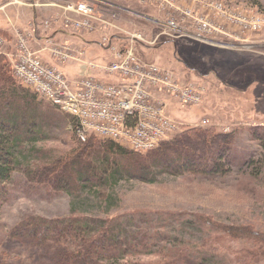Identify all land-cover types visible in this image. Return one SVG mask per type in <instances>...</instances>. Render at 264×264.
Segmentation results:
<instances>
[{"label": "rangeland", "instance_id": "1", "mask_svg": "<svg viewBox=\"0 0 264 264\" xmlns=\"http://www.w3.org/2000/svg\"><path fill=\"white\" fill-rule=\"evenodd\" d=\"M17 1L22 5L14 4L4 12L15 22L14 29L24 31L32 24L28 17L30 10H34L40 29L35 35L37 40L31 42V48L39 52L44 63L49 66L60 65L64 74L74 79L80 65L57 62L49 53L51 47L44 39L51 38L54 33L50 31L57 27L48 31L41 27L44 21L52 19L56 14L61 15L56 0H39L40 5L49 3V6L36 9L27 6L28 0ZM175 1L192 6L194 10L200 2ZM206 1L221 2L225 8L240 13L264 15V0ZM88 2L94 6L97 15L105 17L118 29L128 33L138 32L144 36L145 43L135 44L136 54L141 60L157 63L181 84H195L204 90L201 104L193 108L183 107L167 99L168 114L181 124L175 134L199 127L202 120H207L209 123L205 128L215 133L219 132V127L232 126L233 162L227 165V173L218 177L206 178L187 173L173 176L159 170L154 183L120 179L115 185L109 183L98 189L85 190L75 202L67 194L47 195L43 191L28 188L22 174L12 173L9 180L0 182V264H64L60 244L53 241L20 244L8 239L6 235L11 227L24 219L63 218L70 214L73 206L86 216L116 219L126 232L142 231L148 234L149 247H155H151V250L146 248L135 255L131 252L119 261L120 264L137 261L154 263L159 257L153 253V250L157 252V247L166 244L196 245L213 234L215 228L230 227L237 236L240 233L246 234L245 238H230L225 234L214 233L212 239L223 240L217 241L218 244H235L234 249L241 247L244 250L251 244H264L255 235L264 234V159H261L262 150L258 143L250 140L248 132L251 128H264V28L258 33L245 34L231 29L228 31L231 38L216 37L203 43L185 37L174 39L160 35L166 32L162 27L166 16L164 18V13H159L154 6L142 4L139 0ZM6 3L9 0H0V4ZM69 16L79 19L70 12ZM0 17L3 18L2 13ZM111 31L105 32L109 35ZM3 35L6 44L0 48V57L5 59L12 72L13 58L9 55L15 50L14 32L10 30ZM100 36L95 32L88 36L85 34L83 38L88 42L99 40ZM234 36L238 39L235 40ZM69 39L67 36H58L53 39V43H67L75 49L84 50L83 59L86 61L110 59L97 46L86 47L76 39ZM66 66H70L69 73L63 69ZM26 91L35 96L29 90ZM35 99L38 108L52 117V125L48 130L50 138L37 143L35 147L57 153L71 150L77 142L71 119L56 107L36 96ZM110 159L111 162H117L118 158L113 156ZM191 215L203 219L206 225H199ZM158 236H164L165 240ZM252 236L258 242H253ZM228 258L231 260L237 257L226 255L222 258L223 264L230 263Z\"/></svg>", "mask_w": 264, "mask_h": 264}, {"label": "trees", "instance_id": "2", "mask_svg": "<svg viewBox=\"0 0 264 264\" xmlns=\"http://www.w3.org/2000/svg\"><path fill=\"white\" fill-rule=\"evenodd\" d=\"M11 74L8 63L0 57V182L9 180L12 173H20L28 188L47 195L67 194L75 202L85 190L109 183L115 185L120 179L154 183L159 170L173 176L187 173L218 177L225 175L227 165L233 162L232 134L200 128L177 133L144 155L130 152L112 141L95 142L98 140L93 136L83 143L76 139V145L66 153L37 148V143L50 138L48 130L52 117L38 108L35 96L17 86ZM70 119L74 127L75 121ZM248 132L250 140L258 143L261 159H264V128H251ZM112 155L118 158L117 162H111ZM192 217L199 225H206L203 219ZM212 231L211 235L246 237L241 233L237 236L230 227ZM211 235L196 245L157 247V252L153 250V253L159 257L150 264H223L222 258L229 254L237 257L228 258L229 264H264V244H251L246 250L234 249L235 244H218L217 241L223 240L212 239ZM255 235L264 243V234ZM6 236L20 244L56 242L62 246L64 264H120L119 261L131 252L135 255L155 247H149L146 232H126L116 219L86 216L75 206L63 218L24 219L11 227ZM158 237L165 240L164 236ZM255 239L252 236L253 242H258Z\"/></svg>", "mask_w": 264, "mask_h": 264}, {"label": "built area", "instance_id": "3", "mask_svg": "<svg viewBox=\"0 0 264 264\" xmlns=\"http://www.w3.org/2000/svg\"><path fill=\"white\" fill-rule=\"evenodd\" d=\"M38 1L27 6L36 8ZM139 1L164 13L162 27L166 32L160 35L174 39L185 37L203 43L216 37L231 38L228 32L231 29L245 34L258 33L264 28V15L240 13L225 8L218 1L200 0L196 10L175 0ZM56 5L61 15L44 21L42 29L48 31L56 26L79 36L97 32L101 35L98 43L105 48L110 61L105 64L86 61L84 50L44 38L57 62L80 63L77 78L69 81L57 67L44 63L39 52L31 48V42L37 40L32 23L24 31L13 29L15 50L9 55L13 58L12 75L23 88L74 119L73 130L79 142L93 136L121 144L135 153H146L174 135L181 126L168 114L167 99L183 107L201 104L203 89L195 84H181L157 63L145 62L137 56L135 44L145 43L142 34L118 29L105 17L97 15L88 0H56ZM69 12L79 19H73ZM106 30L111 33L108 35ZM5 44V38L0 35V48ZM97 75L114 82H104ZM208 123L202 120L199 127H208ZM218 129V133L224 135L233 132L229 125Z\"/></svg>", "mask_w": 264, "mask_h": 264}, {"label": "crops", "instance_id": "4", "mask_svg": "<svg viewBox=\"0 0 264 264\" xmlns=\"http://www.w3.org/2000/svg\"><path fill=\"white\" fill-rule=\"evenodd\" d=\"M11 2V3H10ZM39 2V1H38ZM49 4V3H48ZM48 4H39L36 8H41V7H48L47 5ZM12 5H14V0H9V3H6V4H0V13H2L3 14V18L2 17H0V35L1 36H3L4 38H5V35H3L4 33H6V34H8L9 33V31L11 30H13L14 29V25H13V23H15L14 21H12V20H10L8 17H7V15L4 13L5 12V9L7 8V7H10V6H12ZM20 5H22V3L20 4ZM35 8V9H36ZM26 9V8H25ZM31 12V14H30V16L28 17V20L31 18V20L30 21H32V23H34L36 26H38V22H37V16L35 15V12H34V10L32 11V10H30ZM36 11V10H35ZM26 18H27V16H26ZM5 21V22H3V20ZM9 20V22H7ZM21 22V21H20ZM22 23V22H21ZM18 24V23H17ZM38 29H40V28H38ZM59 29H55V30H52V31H50L51 32V34H52V32L54 33V34H52V36H53V39H56L58 36H67L68 38H70L69 40H73V39H76L77 41H79V43H81V44H83V45H85L86 47L87 46H94V44H93V42L91 41V40H89L88 42H86V39L83 41V40H81L80 38H78L77 36H75V35H73L72 33H69V32H62V31H58ZM65 41H67V40H65ZM69 43V42H68ZM100 49V48H99ZM101 50V49H100ZM102 52H104L103 50H101ZM98 62L97 63H105V62H107L108 60H97ZM60 69H62L61 67H60ZM65 71H67L68 73H69V70H70V66H66V67H64L63 68ZM63 71V70H62ZM69 79H71V77L69 78Z\"/></svg>", "mask_w": 264, "mask_h": 264}, {"label": "bare ground", "instance_id": "5", "mask_svg": "<svg viewBox=\"0 0 264 264\" xmlns=\"http://www.w3.org/2000/svg\"><path fill=\"white\" fill-rule=\"evenodd\" d=\"M31 8H33V7H31ZM33 9H35V8H33Z\"/></svg>", "mask_w": 264, "mask_h": 264}]
</instances>
